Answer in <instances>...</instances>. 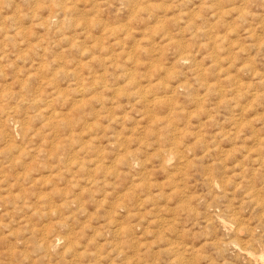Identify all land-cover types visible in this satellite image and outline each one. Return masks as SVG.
Returning <instances> with one entry per match:
<instances>
[{"label": "rangeland", "instance_id": "374dc122", "mask_svg": "<svg viewBox=\"0 0 264 264\" xmlns=\"http://www.w3.org/2000/svg\"><path fill=\"white\" fill-rule=\"evenodd\" d=\"M0 264H264V0H0Z\"/></svg>", "mask_w": 264, "mask_h": 264}]
</instances>
